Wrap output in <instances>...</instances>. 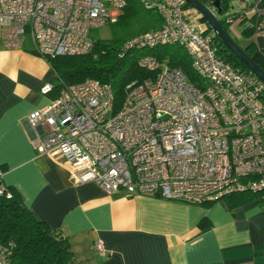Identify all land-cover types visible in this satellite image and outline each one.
I'll use <instances>...</instances> for the list:
<instances>
[{
  "label": "built area",
  "instance_id": "obj_1",
  "mask_svg": "<svg viewBox=\"0 0 264 264\" xmlns=\"http://www.w3.org/2000/svg\"><path fill=\"white\" fill-rule=\"evenodd\" d=\"M125 1L0 0V40L18 47L28 35L49 63L53 55L85 53L94 44L90 30L114 21ZM142 1L162 23L126 39L121 54L180 43L201 82L143 54L138 61L152 73L129 82L117 107L110 82L87 76L66 83L57 76V94L27 114L33 147L61 155L75 182L94 180L111 193L207 202L264 191V81L219 55L216 32L187 0ZM249 5L252 40L264 50V0ZM53 88L46 82L41 91ZM94 244L105 251L101 239ZM10 253L11 243L0 242V264H10Z\"/></svg>",
  "mask_w": 264,
  "mask_h": 264
},
{
  "label": "crops",
  "instance_id": "obj_2",
  "mask_svg": "<svg viewBox=\"0 0 264 264\" xmlns=\"http://www.w3.org/2000/svg\"><path fill=\"white\" fill-rule=\"evenodd\" d=\"M249 23L239 18L241 33ZM253 52L264 66V50ZM56 80L30 36L18 47L0 40V184L68 237L77 264H264V191L208 202L111 193L94 180L75 182L61 155L37 153L27 114L56 95L41 91Z\"/></svg>",
  "mask_w": 264,
  "mask_h": 264
},
{
  "label": "trees",
  "instance_id": "obj_3",
  "mask_svg": "<svg viewBox=\"0 0 264 264\" xmlns=\"http://www.w3.org/2000/svg\"><path fill=\"white\" fill-rule=\"evenodd\" d=\"M201 1L206 3L208 0ZM228 2V0H220L222 9L229 6ZM221 21L228 29L224 20ZM112 22L134 25L138 30L125 37L94 39L92 49L85 53L51 56L50 65L59 78L66 83L76 82L87 76L110 82L114 93V104L117 107L122 102L129 82L139 81L152 73L138 61L143 54H152L159 60H165L169 65H177L190 80L198 84L201 82L191 67L190 57L180 43L132 47L121 54L126 39L140 32L160 27L162 18L154 7L146 6L142 0H126ZM243 33L251 35V25L244 26ZM215 40L219 55L229 60L235 67L249 70L217 34ZM255 47L253 41L244 45L245 50L257 60L253 52ZM53 86L54 94H57L60 82L56 80ZM3 185L8 193L0 194V242L11 243L10 264H77L68 237L60 229H51L43 219L38 218L12 186ZM251 193L258 192L245 189L225 196L234 194L236 201H239Z\"/></svg>",
  "mask_w": 264,
  "mask_h": 264
},
{
  "label": "rangeland",
  "instance_id": "obj_4",
  "mask_svg": "<svg viewBox=\"0 0 264 264\" xmlns=\"http://www.w3.org/2000/svg\"><path fill=\"white\" fill-rule=\"evenodd\" d=\"M229 6L222 9L221 13H217V15L222 18L224 14L228 16L229 20L224 21L231 28V33L236 39L238 43L244 45L246 42H249L250 36L245 33H241L240 29L242 26L237 25L239 22V18L246 19V16H250L252 14V8L249 5L250 0H228ZM206 4L209 5L214 11H216L215 6L211 3V1H207ZM232 9V10H230ZM241 11V12H239ZM242 11L245 12L246 16H242ZM227 12V13H226ZM229 12V14H228ZM252 18V17H251ZM138 30L137 26H129L123 25L121 22H103L102 24L93 27L90 30V35L94 39H103V38H111V37H125L129 36L133 33H136ZM164 63H167L166 61Z\"/></svg>",
  "mask_w": 264,
  "mask_h": 264
},
{
  "label": "water",
  "instance_id": "obj_5",
  "mask_svg": "<svg viewBox=\"0 0 264 264\" xmlns=\"http://www.w3.org/2000/svg\"><path fill=\"white\" fill-rule=\"evenodd\" d=\"M211 3L215 6L216 11L209 7L208 4L201 0H187V2L195 7L200 13L201 18L205 19L208 23V26L212 28L216 34L220 37L223 43L233 51L237 57L257 76H259L264 81V67L253 58L242 46L236 41L234 36L230 32V28L224 27L221 19L224 20V17L220 18L217 13L222 12V7L220 5V0H210Z\"/></svg>",
  "mask_w": 264,
  "mask_h": 264
},
{
  "label": "flooded vegetation",
  "instance_id": "obj_6",
  "mask_svg": "<svg viewBox=\"0 0 264 264\" xmlns=\"http://www.w3.org/2000/svg\"><path fill=\"white\" fill-rule=\"evenodd\" d=\"M225 21V20H224Z\"/></svg>",
  "mask_w": 264,
  "mask_h": 264
}]
</instances>
